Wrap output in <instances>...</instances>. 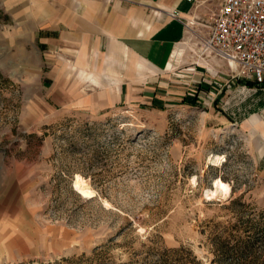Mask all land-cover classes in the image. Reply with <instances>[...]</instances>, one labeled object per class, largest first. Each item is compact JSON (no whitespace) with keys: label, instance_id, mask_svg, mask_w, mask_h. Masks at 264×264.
Instances as JSON below:
<instances>
[{"label":"rangeland","instance_id":"obj_1","mask_svg":"<svg viewBox=\"0 0 264 264\" xmlns=\"http://www.w3.org/2000/svg\"><path fill=\"white\" fill-rule=\"evenodd\" d=\"M7 1L0 0V264L80 256L81 264H156L179 247L198 264H237L244 259L223 256L225 248L235 254L247 245L249 262L240 264H264L261 135L222 109L220 77L231 71L202 50L212 11L191 17L174 68L185 71L172 73L173 85L196 94L179 89L159 102L97 110L76 105L74 90L54 96L33 0H15L27 2L17 11ZM217 154L224 161L215 165ZM78 177L93 196L75 189ZM216 177L231 190L209 200Z\"/></svg>","mask_w":264,"mask_h":264},{"label":"crops","instance_id":"obj_2","mask_svg":"<svg viewBox=\"0 0 264 264\" xmlns=\"http://www.w3.org/2000/svg\"><path fill=\"white\" fill-rule=\"evenodd\" d=\"M221 2L33 0L37 15L31 23L37 24L36 43L49 67L46 82L54 96L72 97L74 90L81 97L75 98L76 105L97 110L159 102L179 89L182 95L196 94L172 83L173 71H185L174 68L183 56L186 21L190 28L193 14L214 15ZM26 4L7 1L13 11ZM220 78L223 111L242 127L260 132L264 154V86L229 75Z\"/></svg>","mask_w":264,"mask_h":264},{"label":"built area","instance_id":"obj_3","mask_svg":"<svg viewBox=\"0 0 264 264\" xmlns=\"http://www.w3.org/2000/svg\"><path fill=\"white\" fill-rule=\"evenodd\" d=\"M202 50L223 60L232 79L264 86V0H222Z\"/></svg>","mask_w":264,"mask_h":264},{"label":"trees","instance_id":"obj_4","mask_svg":"<svg viewBox=\"0 0 264 264\" xmlns=\"http://www.w3.org/2000/svg\"><path fill=\"white\" fill-rule=\"evenodd\" d=\"M248 85H254L252 82H248ZM184 100H190L191 102H196L197 98L194 97L192 99H186ZM247 242V241H246ZM242 243V242H241ZM229 245V243H228ZM230 246H227L224 250L223 256L227 258H231L232 260H243L242 262L248 263L247 258L249 257L251 253V246L247 245L245 247H242V249H239L237 251L236 248V253L233 254V247L229 248ZM235 260V261H236ZM65 264H81L85 262V256H80L77 258H72V259H63ZM92 258L90 260L87 259L88 264H92ZM242 262H237V264H240ZM199 262L197 261L196 255L192 252V250L186 248V247H179V248H172V249H166L164 250L163 254H160V259L156 264H198ZM235 263V262H234ZM54 264H61V262H56Z\"/></svg>","mask_w":264,"mask_h":264},{"label":"bare ground","instance_id":"obj_5","mask_svg":"<svg viewBox=\"0 0 264 264\" xmlns=\"http://www.w3.org/2000/svg\"><path fill=\"white\" fill-rule=\"evenodd\" d=\"M193 25V24H192ZM213 164H220L223 160L221 155H213L211 158ZM74 187L77 191L82 193L85 196H93V190L90 188L88 182L82 178L78 177L74 182ZM231 190L230 184L223 181L221 178L216 177L212 181V187L205 191V197L209 200H212L218 197L220 194H228Z\"/></svg>","mask_w":264,"mask_h":264}]
</instances>
